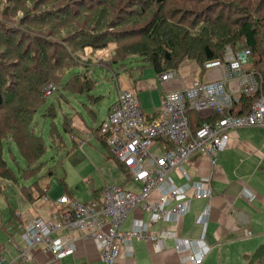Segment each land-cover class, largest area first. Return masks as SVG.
Here are the masks:
<instances>
[{
	"label": "trees",
	"instance_id": "trees-1",
	"mask_svg": "<svg viewBox=\"0 0 264 264\" xmlns=\"http://www.w3.org/2000/svg\"><path fill=\"white\" fill-rule=\"evenodd\" d=\"M7 1L8 7H13V11L8 9L6 13L4 7L2 16L8 19L0 18V71H5L0 72V75L2 79L5 77L3 83L7 89L4 93L12 105H15L14 109L22 107L15 114L11 113L13 109L10 112H3V116L10 114L8 117L12 118L6 116L3 122L0 118V183L3 184L6 181L16 183L19 171L16 167L18 162L12 154H10L12 166L3 157L2 145L8 144L9 141L15 144L19 155L27 164L21 178L28 180L37 173L38 168L33 169L31 165L44 147L42 139L35 136L34 130L28 125L32 122L33 114H36L43 105L41 101L48 98L43 94L44 88L52 84L71 94L87 93L92 89L95 81L89 77L87 70L66 79L68 72L91 61L83 59L87 49L90 50V54H94L111 44H116L109 65H118L121 68L126 65L125 61L129 57L138 56L141 64L136 68L150 67L155 73L162 74L177 70L179 63L176 61V52L183 50V42L187 37L194 39L190 42L200 44L213 35L217 37L219 44L212 40L208 42L209 44H202L200 48L198 44H194L195 46L191 44L193 50L200 49L199 62L202 67L206 62L223 59L225 54L223 45L224 47L239 45L242 48H227L234 52L248 50L255 73L264 80V64L256 54L264 51V27L263 31L260 29L264 26V0H200L197 3L196 0H176L175 8L174 0H149L153 9L146 15L141 13L139 19L132 22L138 24L137 33L142 36L138 44L133 45L124 39H114L111 35L120 34L116 30L123 26L125 19L130 20L134 10H140L141 5L148 3L143 0ZM19 2L21 6L18 9ZM86 2L90 4L84 5ZM170 2L173 3V7L170 6ZM218 7L223 8L221 12L217 11ZM165 8H169V11H165ZM215 11L219 14L213 17ZM208 15L210 18L204 19ZM219 19L224 21L218 22ZM173 21L176 22L172 23ZM183 21L196 24L212 23V29L202 27L194 32H191L192 30L184 32V27L181 26ZM203 29L205 33L202 32ZM259 44L262 46L261 49ZM8 70L11 72L8 73ZM17 70L20 71V77L15 76ZM87 86L90 88H86ZM256 99V95L242 96L240 103L234 107H241L242 111L236 115L246 114ZM4 103L5 100L0 94V108ZM39 104L42 105L39 107ZM52 108L53 102H50L47 105L48 112H52ZM13 124L20 127L18 133ZM65 126L67 122L53 125L49 135L58 141L56 135H59L60 128L62 131ZM47 175L51 176L52 172H46ZM3 184H0L1 195ZM16 184L18 185V182ZM28 187H22L21 190L24 192ZM25 198L30 201L34 199L32 195L30 197L25 195ZM250 259L252 262L262 260L261 264H264V244L250 256Z\"/></svg>",
	"mask_w": 264,
	"mask_h": 264
},
{
	"label": "built area",
	"instance_id": "built-area-1",
	"mask_svg": "<svg viewBox=\"0 0 264 264\" xmlns=\"http://www.w3.org/2000/svg\"><path fill=\"white\" fill-rule=\"evenodd\" d=\"M240 53V54H238ZM250 52L226 50L222 60L206 62L205 70L220 69L221 79L197 81L180 90L170 91L161 98L159 116L149 121L142 113L132 90L119 91L117 100L110 106L106 118L100 123L97 135L104 141L110 154L121 163L134 183L140 184L138 193L122 187L105 185L101 198L94 202H79L63 195L55 204L59 210L49 219L26 220L21 238L26 249L19 257L26 259L35 246H42L54 258L61 259L74 252L72 242L64 236H53L63 229L81 230L84 238L94 242L102 264H116L119 245L131 249L133 238L153 243L172 238L182 260L201 264L204 252L187 240H178L173 234L151 235L149 223L156 221L178 222L188 212L187 194L194 199H209L211 189L208 178L192 182L184 164L195 153L206 155L212 162L217 153L229 142L228 132L242 128H264V80L255 72L245 70ZM176 76L174 71L159 76L166 81ZM226 82H237L238 89L228 91ZM56 91L52 84L44 88V96ZM257 96L246 114L233 115L231 111L242 96ZM215 113L219 118L204 122L195 132L188 125L187 112ZM88 138V136H86ZM178 172L185 183L177 187L169 174ZM152 190L159 192L154 204L147 203ZM44 192H47L44 189ZM47 200V199H45ZM150 213L149 223L134 222L127 232L121 231L129 211L138 204ZM207 206L200 223H207ZM0 264H10L0 258Z\"/></svg>",
	"mask_w": 264,
	"mask_h": 264
},
{
	"label": "crops",
	"instance_id": "crops-1",
	"mask_svg": "<svg viewBox=\"0 0 264 264\" xmlns=\"http://www.w3.org/2000/svg\"><path fill=\"white\" fill-rule=\"evenodd\" d=\"M87 54H90L89 49L85 51L83 57L85 61L90 60L85 56ZM110 58L111 55L108 57L107 66L111 67L112 65H109ZM244 67L248 72H255L251 58ZM118 68L122 69L124 67L120 68L118 66ZM175 73L174 78L166 81H160V74L156 73L154 80L147 82L152 89L159 93L156 107L149 105L143 107L141 105L138 98V94L141 93L137 91L148 88L145 85H140L138 79L130 85L128 90L135 93L142 113L149 121L159 116L161 98L166 93L188 87L193 80L212 81L219 80L222 76L220 69L205 70L202 66H198V70L196 69L194 72L187 74L185 72L180 74L179 69L175 70ZM138 84L139 87H137ZM226 87L230 92L233 89H238V84L237 82H226ZM87 93L90 94V97L85 95L86 98L94 99L91 94L92 90ZM72 94L84 96L85 93ZM61 97H64V93ZM83 106L93 116V110L86 104ZM241 111V107L233 108L231 114L236 115ZM77 114L79 113L77 112ZM218 118L219 116L213 112H187L188 125L192 132L199 129L202 123L215 121ZM62 122H67L66 128L62 131L73 136L74 142L80 148H83V142L79 143L77 141L79 138L75 136V134H78L77 130L82 127L81 124L75 120V117L63 118ZM97 128L93 130L94 137H97L98 141L105 145L96 133ZM85 135L88 136V139L91 138L89 134ZM228 135L227 147L217 153L213 162L206 155L195 153L184 164V170L192 182H197L201 178L209 179L211 189L209 199L196 200L191 193H188L186 201L183 202L187 204L188 212L178 222L156 221L149 223L150 213L143 208V203H140L129 211L122 224L121 231H129L134 222L149 223L148 231L151 235L173 234L178 240L193 242V245L198 246L204 252L201 264H254L250 256L264 244V128H242L232 130L228 132ZM105 147L107 146L105 145ZM114 160L123 172L124 180L120 186H123L125 190L138 193L141 187L140 184L134 183L130 174L121 166V163L115 158ZM169 177L177 187L185 183L183 176L178 172H171ZM105 185L96 191H92V202L100 200L101 190ZM44 189L47 192H44ZM48 190L45 185L38 197H45L46 201L50 202ZM63 195L77 200L70 193ZM35 197L31 201L25 198V201L32 206L40 199H35ZM158 199L159 192L152 190L146 202L154 204ZM52 204L55 209L46 217L38 216V218L49 219L59 210L55 202ZM207 206L209 207L208 220L206 224H202L199 220L204 208ZM11 212H13V215L11 213L12 223L0 227L7 234V242L0 244V258H3L5 262L10 264H102L101 255L97 251L94 242L84 238V232L77 229H63L53 235L64 236L72 242L74 252L71 255L56 259L42 246H35L29 250L26 259L20 258L19 250L26 249V245L21 238L23 223L26 220L34 219L35 216H30V211L26 208L24 212L19 210H11ZM18 224H21V226H17ZM118 247L119 256L116 264H192L189 261L182 260L185 254L176 252L172 238H166L159 244L133 238L130 242L131 249H126L125 245H119Z\"/></svg>",
	"mask_w": 264,
	"mask_h": 264
},
{
	"label": "rangeland",
	"instance_id": "rangeland-1",
	"mask_svg": "<svg viewBox=\"0 0 264 264\" xmlns=\"http://www.w3.org/2000/svg\"><path fill=\"white\" fill-rule=\"evenodd\" d=\"M143 1L148 2L149 0ZM199 1L200 0H196V3ZM176 3L177 1L174 0V8ZM86 4L90 3H84V5ZM8 5L9 4L7 0H0V18L3 20L8 19L7 17L2 16V10L4 7V12L6 13H8V9L13 11V7L9 8ZM20 6L21 2L18 3V9ZM170 6L173 7L172 2H170ZM218 8L219 9H217V11L220 10V12L223 9L221 7ZM152 9L153 7L149 2L146 5H141V9L134 10L131 19H125L123 26L116 30V32L120 34L111 35V37L114 39H124V41H127V43L130 45L138 44L137 42L138 40L142 39V36L140 34L138 35L137 33L138 28L136 26L138 24H133L132 22H136V20L139 19L141 13L146 15ZM167 10L169 11V8H165V11ZM217 11L214 12L213 17L219 14ZM208 18H210V15L204 19ZM219 20L220 21L218 22L224 21V19ZM186 21H183L184 23L182 22L181 25L182 28L184 27V32H188V30H192L191 32H194L197 28L202 27H206L207 30L212 29V23L207 22V24H196V22L191 23ZM175 22L176 21H173L172 23ZM172 23L170 24L172 27H174ZM263 27L264 26L260 27L262 31ZM203 31L204 29L202 32ZM132 37L133 39H130ZM190 40L194 39L187 37L185 42H183V50H177L176 52V61L179 63V67L177 69H179L180 74L184 72L186 74L194 72L196 69L198 70V66H201L200 49L197 51L193 50L194 48L191 47V44H198L199 48L202 44H209L208 42L211 40L212 42H217V44H219L217 37L213 35L200 42V44L194 41L190 42ZM131 42L133 43L131 44ZM11 45L14 46L12 43ZM115 45L116 44H111L106 49L97 51L93 55H85L91 61L86 65H81L78 69L72 70L66 75L67 79L73 74H81L87 70L89 77L95 81V84L91 89V94L94 96V99L86 98L85 95L90 97V94L88 93H85L84 96H82L64 92L65 90L59 86L57 90L53 92L52 96H49L47 99L44 98V100L41 101L43 104H41L42 106L39 104V107L41 106L39 111L36 114H33L32 122L28 125L31 130H34V135L42 139V147H44L42 153L31 165V168L33 166V169L38 168L36 175L28 180H23L21 178V173L26 170L27 164L22 160L13 142L9 141L8 144L5 143L2 145L3 157L9 162L10 166H12L13 155L15 160L18 162L16 167L19 171L16 178V183L18 182V185L13 181H6L4 182L5 184L0 183L4 186L2 195L0 194V227L4 224L12 223L11 210H19L20 212H24L26 208V210L30 211V216L32 217H46L55 209L52 203H54L57 198L63 194L70 193L75 199L86 203L93 201V197L91 195L92 191L100 189L104 184H109L110 186L116 187H121L120 185L123 184V172L116 164L114 157L109 153L108 148L98 141L97 137H94L93 130H95L101 121L105 119L109 106L117 100L118 92L128 90L130 85H132L136 79L140 81V85H145V87L148 88L146 90L137 91L138 93H141L138 94V98L143 107L148 105L156 107L159 100V93L152 89L147 83L150 80H154V76L156 75L154 70L150 67H142L141 69L136 68L141 64L139 61L140 58L138 56L129 57L125 61L126 65L122 69H119L117 65H112L111 67L107 66L108 57L109 55L114 54V50L116 48ZM178 46L179 44L176 45V47ZM227 47L233 49L242 48L239 45L234 47H231V45L224 47L223 45V51L226 52L228 49ZM261 47L262 46L259 44V49H261ZM262 53L258 52L256 54L259 55L262 64H264V51H262ZM0 72L4 73L5 71ZM7 72L10 73L11 70H8ZM15 76L20 77L19 70L15 71ZM4 78L5 77L3 76L2 79V76L0 75V80H2L0 94L5 100V103L0 108V118L2 119V122L6 116V118H12L8 117L10 114H5V116H3L4 111L10 112L13 109L11 113L13 112L12 114H15L16 112H19V109L22 107L21 106L20 108L17 107L14 109L15 105H12L11 101H9L7 98V95L4 93V90L7 89L3 83V80L5 82ZM197 81L200 80L197 79ZM193 82L194 80L190 83V85ZM140 85L138 84L137 87ZM86 88H90V86H87ZM63 93L64 97H61ZM50 102H53L52 112H48L47 109V105H49ZM84 104L88 105L93 110V116H91L92 114L87 110V108L83 106ZM35 108H38V106H35ZM143 109L146 111L145 108ZM77 112L79 114L76 115ZM68 117H75V120L82 126L77 130L78 134H75V136L76 138H79L78 140L76 139L79 143L83 142V148H80V146L74 142L75 139L73 140L72 136H70L67 132L61 131V128L59 130V135H56L58 141L54 140L49 135L50 128L53 127V125H61L62 119ZM13 125L15 126V129L18 133L20 127H18L16 124ZM85 134H89L91 138L86 139ZM91 139L92 141L90 142ZM49 171L52 172V175L46 176V172L49 173ZM29 185L33 186L28 187ZM45 185L49 189L48 198L50 200H48L50 202L46 201L45 197H38ZM22 187L28 188H26V190L23 192L21 190ZM125 187L127 188V186ZM25 195L27 197H30L31 195L32 197L36 196L35 199H40L30 206L25 201ZM17 226H21V224H18ZM5 242H7V234L2 229H0V244ZM261 262L262 260L255 261L254 264H261Z\"/></svg>",
	"mask_w": 264,
	"mask_h": 264
},
{
	"label": "bare ground",
	"instance_id": "bare-ground-1",
	"mask_svg": "<svg viewBox=\"0 0 264 264\" xmlns=\"http://www.w3.org/2000/svg\"><path fill=\"white\" fill-rule=\"evenodd\" d=\"M166 73H167V72H165V73H162V74H160V76H161V75H163V74H166Z\"/></svg>",
	"mask_w": 264,
	"mask_h": 264
}]
</instances>
